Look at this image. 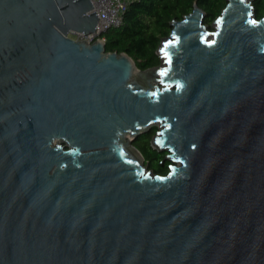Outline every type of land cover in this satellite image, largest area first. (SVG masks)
<instances>
[{
  "label": "water",
  "instance_id": "water-1",
  "mask_svg": "<svg viewBox=\"0 0 264 264\" xmlns=\"http://www.w3.org/2000/svg\"><path fill=\"white\" fill-rule=\"evenodd\" d=\"M227 3L140 69L69 36L92 0H0V264H264V16Z\"/></svg>",
  "mask_w": 264,
  "mask_h": 264
},
{
  "label": "trees",
  "instance_id": "trees-1",
  "mask_svg": "<svg viewBox=\"0 0 264 264\" xmlns=\"http://www.w3.org/2000/svg\"><path fill=\"white\" fill-rule=\"evenodd\" d=\"M255 16H264V0H253ZM227 0H135L124 13L122 24L111 28L103 36L106 38L107 52H125L133 58L140 69L153 68L162 62L158 48L162 39L172 31V21L181 20L191 13L195 5L206 12L205 25L212 27L223 12ZM158 127L144 133L133 142L150 164L154 174L165 175L169 171L170 161L166 152H160L151 146Z\"/></svg>",
  "mask_w": 264,
  "mask_h": 264
},
{
  "label": "built area",
  "instance_id": "built-area-1",
  "mask_svg": "<svg viewBox=\"0 0 264 264\" xmlns=\"http://www.w3.org/2000/svg\"><path fill=\"white\" fill-rule=\"evenodd\" d=\"M132 1L135 0H92L93 6L96 9L94 11L97 12L100 18V24L97 26V31L89 35L71 32V34L74 35V38H72L75 40L85 39L90 43L101 39L106 41L103 33L122 24L124 13Z\"/></svg>",
  "mask_w": 264,
  "mask_h": 264
},
{
  "label": "rangeland",
  "instance_id": "rangeland-1",
  "mask_svg": "<svg viewBox=\"0 0 264 264\" xmlns=\"http://www.w3.org/2000/svg\"><path fill=\"white\" fill-rule=\"evenodd\" d=\"M213 26V25H212ZM211 29H213V27H211ZM70 37H73L74 38V35L70 33Z\"/></svg>",
  "mask_w": 264,
  "mask_h": 264
},
{
  "label": "flooded vegetation",
  "instance_id": "flooded-vegetation-1",
  "mask_svg": "<svg viewBox=\"0 0 264 264\" xmlns=\"http://www.w3.org/2000/svg\"><path fill=\"white\" fill-rule=\"evenodd\" d=\"M167 156V155H166Z\"/></svg>",
  "mask_w": 264,
  "mask_h": 264
}]
</instances>
